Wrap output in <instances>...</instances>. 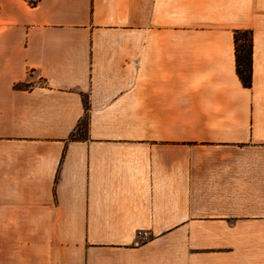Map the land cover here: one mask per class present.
I'll list each match as a JSON object with an SVG mask.
<instances>
[{
	"label": "crops",
	"instance_id": "0c3cea01",
	"mask_svg": "<svg viewBox=\"0 0 264 264\" xmlns=\"http://www.w3.org/2000/svg\"><path fill=\"white\" fill-rule=\"evenodd\" d=\"M0 264H264V0H0Z\"/></svg>",
	"mask_w": 264,
	"mask_h": 264
},
{
	"label": "trees",
	"instance_id": "16d2710c",
	"mask_svg": "<svg viewBox=\"0 0 264 264\" xmlns=\"http://www.w3.org/2000/svg\"><path fill=\"white\" fill-rule=\"evenodd\" d=\"M235 54L237 73L243 85L251 87L252 85V54H253V38L252 31L246 29L235 30ZM88 107V104H87ZM86 120L81 122L82 126H86Z\"/></svg>",
	"mask_w": 264,
	"mask_h": 264
}]
</instances>
